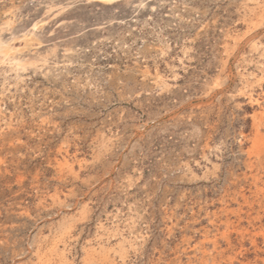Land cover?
<instances>
[{
    "label": "rangeland",
    "instance_id": "1",
    "mask_svg": "<svg viewBox=\"0 0 264 264\" xmlns=\"http://www.w3.org/2000/svg\"><path fill=\"white\" fill-rule=\"evenodd\" d=\"M0 264H264V0H0Z\"/></svg>",
    "mask_w": 264,
    "mask_h": 264
},
{
    "label": "bare ground",
    "instance_id": "2",
    "mask_svg": "<svg viewBox=\"0 0 264 264\" xmlns=\"http://www.w3.org/2000/svg\"><path fill=\"white\" fill-rule=\"evenodd\" d=\"M3 48V47H2ZM261 232V231H260Z\"/></svg>",
    "mask_w": 264,
    "mask_h": 264
}]
</instances>
